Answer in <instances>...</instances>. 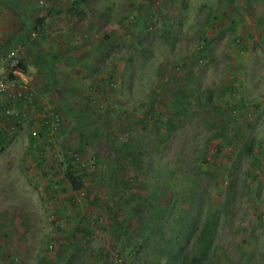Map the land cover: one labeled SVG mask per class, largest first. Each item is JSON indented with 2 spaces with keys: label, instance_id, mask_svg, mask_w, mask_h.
I'll return each mask as SVG.
<instances>
[{
  "label": "rangeland",
  "instance_id": "obj_1",
  "mask_svg": "<svg viewBox=\"0 0 264 264\" xmlns=\"http://www.w3.org/2000/svg\"><path fill=\"white\" fill-rule=\"evenodd\" d=\"M11 49L0 264H264V0H0Z\"/></svg>",
  "mask_w": 264,
  "mask_h": 264
},
{
  "label": "built area",
  "instance_id": "obj_2",
  "mask_svg": "<svg viewBox=\"0 0 264 264\" xmlns=\"http://www.w3.org/2000/svg\"><path fill=\"white\" fill-rule=\"evenodd\" d=\"M17 50H7L0 54V94H6L11 87L17 86L18 88L26 89L28 86V78L25 72H22L18 69V59L16 57ZM6 74L8 75L11 79L9 83H4L2 82V76ZM17 81L19 84H17ZM110 86H112V83H109ZM22 91L18 90L14 94V97L16 99H21L22 98ZM42 107V106H41ZM1 112L3 115L9 114V111L7 108L1 109ZM16 123L18 122V119L15 121ZM59 126L58 124V119L56 118L55 115L50 114L48 117V125L45 126V130H52L54 128H57ZM51 246H49V249Z\"/></svg>",
  "mask_w": 264,
  "mask_h": 264
},
{
  "label": "trees",
  "instance_id": "obj_3",
  "mask_svg": "<svg viewBox=\"0 0 264 264\" xmlns=\"http://www.w3.org/2000/svg\"><path fill=\"white\" fill-rule=\"evenodd\" d=\"M33 30H35V29H33ZM18 69H19L20 71H22V72L25 71L24 68H23V66L20 65V64L18 65ZM234 108H235V107H234ZM233 111H234V110H233ZM3 123H4V124H7V123H8V119L5 120ZM3 140H4V133L0 132V150L2 149V146H3ZM64 178L67 180V182H68L69 185L71 186L72 190H77V189L80 188L81 185H80L79 181H77V180L72 176V174H70V173H66L65 176H64Z\"/></svg>",
  "mask_w": 264,
  "mask_h": 264
},
{
  "label": "crops",
  "instance_id": "obj_4",
  "mask_svg": "<svg viewBox=\"0 0 264 264\" xmlns=\"http://www.w3.org/2000/svg\"><path fill=\"white\" fill-rule=\"evenodd\" d=\"M46 18H47V17H46ZM46 18H45V20H46ZM45 20H44V22H45ZM23 30H24V29H23ZM23 30H22V31L20 32V34H19V35H20L19 37L22 36L21 38H23V36H24V33H23L24 31H23Z\"/></svg>",
  "mask_w": 264,
  "mask_h": 264
}]
</instances>
